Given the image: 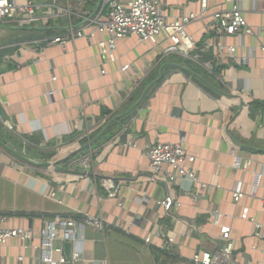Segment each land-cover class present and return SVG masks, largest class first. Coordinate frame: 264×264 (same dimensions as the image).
I'll return each mask as SVG.
<instances>
[{"label": "crops", "instance_id": "1", "mask_svg": "<svg viewBox=\"0 0 264 264\" xmlns=\"http://www.w3.org/2000/svg\"><path fill=\"white\" fill-rule=\"evenodd\" d=\"M27 1L18 0L21 5ZM33 1L43 8L39 14L63 8L69 9L70 18L0 27V214L9 217L6 228L29 229L35 237L30 242L9 240L0 251V264H39L36 247L45 222L86 215L101 218L106 232L87 227L79 233V246L64 243L68 264L189 263L195 254L220 246L214 210L220 223L232 228L240 263L264 264V239L255 236L253 223L240 218L248 207L264 226V179L258 184L255 179L264 174V0H208V13L187 28L196 47L189 59L166 53L169 43L153 46L131 36L116 41L115 61L101 55L99 44L109 40L107 34L65 48L46 47V41L64 35L69 19L81 26L86 18L104 16L117 0ZM201 1L159 0L169 21L199 13ZM234 3L240 4L256 35L246 37L243 48L240 38L226 39L238 48L237 61L213 51L201 54L200 62L193 60L213 37L211 14ZM40 41L41 46L35 45ZM207 62L213 63L214 75ZM189 63L200 73L188 72ZM205 74L209 79L204 80ZM112 116L132 118L92 154L88 170L98 183L113 178L120 185L123 207L108 200L92 178L81 180L74 168L67 173L57 169L81 150L84 140L100 135ZM159 143H179L195 156L192 168L213 190L195 200L197 190L190 181L168 187L166 168L152 181L147 150ZM238 181H243L246 196L236 205L232 191ZM169 196L180 206L157 204ZM168 236L174 243H168ZM153 248L169 255H155ZM77 249L82 259L74 262Z\"/></svg>", "mask_w": 264, "mask_h": 264}, {"label": "built area", "instance_id": "2", "mask_svg": "<svg viewBox=\"0 0 264 264\" xmlns=\"http://www.w3.org/2000/svg\"><path fill=\"white\" fill-rule=\"evenodd\" d=\"M208 8V0H202L199 13L180 15L169 21L162 12L159 0H117L104 16L86 18L85 23L81 26L74 25L69 19L67 32L62 36L47 40L46 47L60 46L65 48L76 40H91L98 33H103L110 37L107 42L99 44L103 59L115 61L116 41L131 36H136L141 43H150L153 46H158L161 42L169 43L166 53H179L189 59L191 52L196 47L187 28L193 23L200 21L208 13ZM42 9V6L33 0L27 1L22 5L18 0H0V27L14 24L20 27L33 26L51 18H70L69 9L59 8L57 11L39 14ZM261 12L264 13V6ZM211 17L213 26L209 29V33H212L213 37L207 40L205 46L200 49V53L194 55L193 60L200 62L201 54L213 51L217 57L228 56L233 61H237L238 48L227 44L226 39L228 37L240 38L241 45L239 48H243L244 44L242 41L246 37L256 35L255 28L248 23L245 12L239 3H234L230 9L215 11L211 14ZM87 29H90V31L86 32ZM41 44V41L35 43L37 46H41ZM260 51L264 55V44L260 47ZM205 66L207 71L214 75L213 63L207 62ZM126 69H128V66L124 67V70ZM56 79V77L53 78V80ZM53 94V92L50 93L51 96ZM8 128L11 129L12 127L8 125ZM147 157L150 162L152 181L156 182V177L163 173L166 168L165 174L168 178L166 184L168 187H171L178 180L190 181L197 190L195 194H192L195 200L202 197L204 193H210L213 190V186L200 180L197 172L192 168L196 157L190 155L181 144H156L148 148ZM42 161L45 160L40 162ZM54 161L49 162L53 163ZM91 162L92 154L79 163L81 180L89 181L92 178L91 180L96 188L100 184L106 190L108 200L116 201L119 207H123V202L119 199L120 185L113 178L102 179L98 183L96 177L88 170ZM235 166L239 168V162ZM255 179L257 184L258 182L260 183L264 179V174H256ZM93 192L96 193V190ZM51 196L55 197L56 194L52 192ZM245 196L244 183L243 181H238L232 191L233 202L239 205ZM157 204L167 209H170L173 205L180 206V203L175 201L172 196L159 201ZM240 218L243 221L253 223L255 236L264 239V226L251 216L248 207H243ZM219 219V211L214 210L213 223L219 225L221 230L219 248L214 252H199L193 256L189 263L183 264H241L239 256L234 253L232 228L228 225H222ZM8 220L9 217L7 215L0 214V251L9 240L19 239L30 242L35 239L32 230L6 228L5 224ZM87 227L96 228L103 234L106 232L102 219H97L90 215H86L81 220L61 216L48 219L45 222V227L39 232L40 244L36 247L40 251L39 264H68L69 258L65 254L64 243L76 242L79 246L82 243L79 239V233ZM174 239V237L168 236V243H174ZM149 241L150 239H147V242ZM22 259L20 260L22 261ZM72 259L74 262L80 261L82 259V251L77 249ZM92 264H109V262L108 260L92 261Z\"/></svg>", "mask_w": 264, "mask_h": 264}, {"label": "trees", "instance_id": "3", "mask_svg": "<svg viewBox=\"0 0 264 264\" xmlns=\"http://www.w3.org/2000/svg\"><path fill=\"white\" fill-rule=\"evenodd\" d=\"M185 64H184V66H185ZM188 66L191 68L190 70L187 69L188 72L192 71V72H195V74L197 72L200 73V71L198 70V68H196V66H194L190 63ZM181 69L185 70L184 67ZM207 79H209V74L204 75V80H207ZM131 118H132V116H130V117H124L123 116L120 118L112 116L107 128L105 130H103L100 133V135H98L96 137L94 136L93 139L90 140V142H88L87 140H84L82 143L81 150L78 151L72 157L65 160L63 163L59 164L57 166L58 171L67 173V172H71L74 168L73 171L80 172L81 168L77 165V162L80 159L88 156L89 154H93L95 151L102 149L105 145L110 143L118 134H120L129 125ZM153 252L155 253V255L157 253L169 255V253L167 251H161V250L156 249V248H153Z\"/></svg>", "mask_w": 264, "mask_h": 264}, {"label": "water", "instance_id": "4", "mask_svg": "<svg viewBox=\"0 0 264 264\" xmlns=\"http://www.w3.org/2000/svg\"><path fill=\"white\" fill-rule=\"evenodd\" d=\"M69 249H70V244L67 243V244H66V250H67V252H69Z\"/></svg>", "mask_w": 264, "mask_h": 264}]
</instances>
